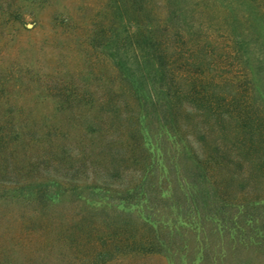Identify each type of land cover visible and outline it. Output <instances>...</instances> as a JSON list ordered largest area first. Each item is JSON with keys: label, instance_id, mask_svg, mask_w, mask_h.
Here are the masks:
<instances>
[{"label": "rangeland", "instance_id": "obj_1", "mask_svg": "<svg viewBox=\"0 0 264 264\" xmlns=\"http://www.w3.org/2000/svg\"><path fill=\"white\" fill-rule=\"evenodd\" d=\"M106 3L0 0V264H264L257 183L234 190V206L200 187L197 206L181 208L188 181L163 180V156L172 151L180 162L147 119L139 146L148 151L117 153L129 149L119 146L123 131L98 106L120 84L102 43H92ZM206 8L198 17L216 30L212 18L226 11L214 1ZM184 110L186 124L199 123L190 105ZM126 227L132 240L144 233L161 244V255L120 253Z\"/></svg>", "mask_w": 264, "mask_h": 264}, {"label": "trees", "instance_id": "obj_2", "mask_svg": "<svg viewBox=\"0 0 264 264\" xmlns=\"http://www.w3.org/2000/svg\"><path fill=\"white\" fill-rule=\"evenodd\" d=\"M210 1L226 11L212 18L214 23L220 19L216 30L211 20L198 17L210 12ZM226 1L107 0L95 22L92 43H102L112 78L120 84L98 106L110 110L115 127L123 131L119 146L129 149L117 153L148 151L139 146V124L147 119L159 141L167 137L180 162L177 166L171 150L163 156V180L185 176L188 181L173 188L174 194L181 190V208L197 206L200 187L224 198L225 206L236 205L233 191L250 182L264 191V9L259 0ZM240 6L245 16L239 14ZM117 98L123 99L119 108ZM186 104L199 123L186 124L191 119ZM190 186L197 192L189 194ZM123 232L120 253L161 255V244L148 242L144 233L132 240L130 228ZM98 255L107 261L109 252L104 248Z\"/></svg>", "mask_w": 264, "mask_h": 264}]
</instances>
